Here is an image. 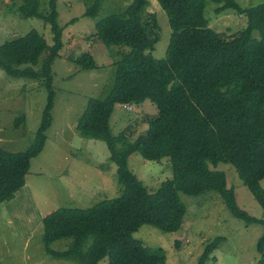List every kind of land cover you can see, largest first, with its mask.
I'll return each mask as SVG.
<instances>
[{"label": "trees", "instance_id": "16d2710c", "mask_svg": "<svg viewBox=\"0 0 264 264\" xmlns=\"http://www.w3.org/2000/svg\"><path fill=\"white\" fill-rule=\"evenodd\" d=\"M18 1L23 17L49 24L52 43L35 29L8 39L0 44V69L12 78L43 81L48 101L29 147L17 152L0 147V203L25 184L30 159L43 147L51 124V65L62 48L57 0H48L44 12L39 11V0ZM148 1L131 0L124 11L96 20V38L108 47L129 49L119 50L110 90L88 99L76 126L82 136L106 143L122 192L88 208L63 207L45 214L43 242L52 258L76 264H97L103 258L106 264H164L163 248L144 244L134 232L143 224L178 231L186 216L180 193L215 191L233 216L264 225L238 206L225 173L215 169L219 162L231 164L264 209V1L243 10L235 0H211L220 4L216 13L232 10L246 17L245 28L227 36L209 26L204 15L207 0H157L171 28L160 59L151 53L159 38L156 18L152 15L150 24L142 19ZM99 3L94 0L84 14L95 17ZM75 61L85 69L97 68L89 53ZM145 99L157 108V114L147 116L145 131L132 141L128 127L113 135L109 119L115 104ZM133 152L149 160L169 157L172 178L149 192L128 166ZM63 238H71L66 249L50 247ZM224 239L217 236L209 242L196 264L216 261L211 253ZM256 247L260 258L255 264H264V232Z\"/></svg>", "mask_w": 264, "mask_h": 264}, {"label": "rangeland", "instance_id": "374dc122", "mask_svg": "<svg viewBox=\"0 0 264 264\" xmlns=\"http://www.w3.org/2000/svg\"><path fill=\"white\" fill-rule=\"evenodd\" d=\"M47 1L39 0V11L46 10ZM93 1L56 2L57 22L63 30L62 48L51 65V124L44 132L41 151L30 159L25 184L12 199L0 203V264H76L46 253L42 217L63 207L88 208L122 192L117 167L110 160L106 143L82 136L76 126L88 99L103 97L110 90L119 50L129 49L106 46L94 36L95 22L108 14L124 11L131 0H100L97 14L91 17L84 12ZM263 1L235 0L243 10ZM18 6V0H0V44L31 29L51 44L49 24L38 17H23ZM218 6L219 3L207 0L204 15L211 28L227 36L245 28L243 13L232 10L216 13ZM152 15L156 18L159 38L151 53L160 59L165 56L171 28L157 0L148 1L143 22L150 24ZM82 53H89L97 68H82L75 61ZM47 101L48 90L43 81L12 78L0 69V147L11 152L29 147L36 137ZM130 106L115 104L109 125L113 135L128 127L132 141L145 131L147 116L157 114V108L149 99ZM128 166L149 192L172 178L169 157L149 160L133 152L128 157ZM215 169L225 173L227 186L234 189L238 206L264 221V209L242 183L235 168L219 162ZM260 184L264 188V178ZM180 198L186 205V216L178 231L162 232L143 224L134 232L144 244L163 248L164 264H196L204 247L217 236L225 239L211 253L216 261L208 259L205 264H255L259 260L256 246L264 232L263 224H247L233 216L215 191L197 195L180 193ZM70 241L71 238L58 239L50 247L61 251ZM106 263L107 258H103L97 264Z\"/></svg>", "mask_w": 264, "mask_h": 264}, {"label": "built area", "instance_id": "2783aa9c", "mask_svg": "<svg viewBox=\"0 0 264 264\" xmlns=\"http://www.w3.org/2000/svg\"><path fill=\"white\" fill-rule=\"evenodd\" d=\"M125 107H128V108H131V106L130 105H124Z\"/></svg>", "mask_w": 264, "mask_h": 264}]
</instances>
